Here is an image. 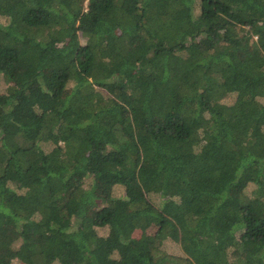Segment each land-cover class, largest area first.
Here are the masks:
<instances>
[{
	"label": "trees",
	"instance_id": "obj_1",
	"mask_svg": "<svg viewBox=\"0 0 264 264\" xmlns=\"http://www.w3.org/2000/svg\"><path fill=\"white\" fill-rule=\"evenodd\" d=\"M5 250L264 264V0H0Z\"/></svg>",
	"mask_w": 264,
	"mask_h": 264
},
{
	"label": "rangeland",
	"instance_id": "obj_2",
	"mask_svg": "<svg viewBox=\"0 0 264 264\" xmlns=\"http://www.w3.org/2000/svg\"><path fill=\"white\" fill-rule=\"evenodd\" d=\"M112 195L114 197H121V196H123V190H122V188L120 186H115L113 188ZM155 199H156V197L154 196L152 198V201H155ZM155 230H156V227L155 226H152V227L147 228V229H137L133 233V236L134 237H139L142 234H151ZM164 247L169 252L181 254V249L179 247V244L176 243V242H167V243L164 244ZM0 260H3V261L4 260H10L12 262H16L17 264H19L18 263V260L16 259L15 253L13 251H8V250L0 251Z\"/></svg>",
	"mask_w": 264,
	"mask_h": 264
}]
</instances>
